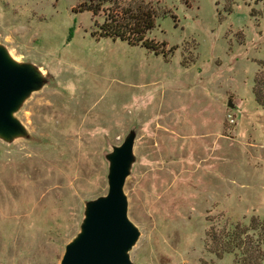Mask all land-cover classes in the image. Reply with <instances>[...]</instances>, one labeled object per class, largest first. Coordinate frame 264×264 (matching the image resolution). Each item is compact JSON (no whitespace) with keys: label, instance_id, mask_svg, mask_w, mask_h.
Instances as JSON below:
<instances>
[{"label":"rangeland","instance_id":"1","mask_svg":"<svg viewBox=\"0 0 264 264\" xmlns=\"http://www.w3.org/2000/svg\"><path fill=\"white\" fill-rule=\"evenodd\" d=\"M85 1L0 0V45L44 77L0 139V264H59L130 131L131 263L232 264L207 233L264 219V2L115 0L151 7L158 53L95 39Z\"/></svg>","mask_w":264,"mask_h":264},{"label":"water","instance_id":"2","mask_svg":"<svg viewBox=\"0 0 264 264\" xmlns=\"http://www.w3.org/2000/svg\"><path fill=\"white\" fill-rule=\"evenodd\" d=\"M43 81L36 67L15 61L0 45V139L11 141L26 136V128L14 113ZM227 106L232 104L228 101ZM133 141L134 132L130 131L105 155L107 192L84 203L79 231L64 246L59 264H132L128 251L138 231L127 217L122 187L134 160Z\"/></svg>","mask_w":264,"mask_h":264},{"label":"trees","instance_id":"3","mask_svg":"<svg viewBox=\"0 0 264 264\" xmlns=\"http://www.w3.org/2000/svg\"><path fill=\"white\" fill-rule=\"evenodd\" d=\"M242 1L245 4L264 2V0ZM107 2H110V6L105 10L102 9ZM115 4V0H86L77 6L76 12L89 11L96 14L100 10L103 11V20L96 25L94 31L90 32L95 39L120 40L153 52L156 50L158 53L163 52V42L156 43L146 36L153 27L151 7L140 3L128 6H115ZM252 92L255 102L264 108V97L257 87H253ZM207 237L209 248L216 256L223 253L233 255L232 264H264V219L251 217L247 224L235 223L230 228L216 233L210 229Z\"/></svg>","mask_w":264,"mask_h":264},{"label":"built area","instance_id":"4","mask_svg":"<svg viewBox=\"0 0 264 264\" xmlns=\"http://www.w3.org/2000/svg\"><path fill=\"white\" fill-rule=\"evenodd\" d=\"M227 116V120L229 121V122H233V118L228 114V115H226Z\"/></svg>","mask_w":264,"mask_h":264}]
</instances>
